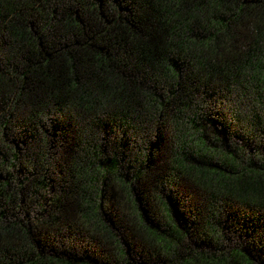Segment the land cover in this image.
<instances>
[{
  "label": "trees",
  "instance_id": "1",
  "mask_svg": "<svg viewBox=\"0 0 264 264\" xmlns=\"http://www.w3.org/2000/svg\"><path fill=\"white\" fill-rule=\"evenodd\" d=\"M0 264H264V0H0Z\"/></svg>",
  "mask_w": 264,
  "mask_h": 264
}]
</instances>
